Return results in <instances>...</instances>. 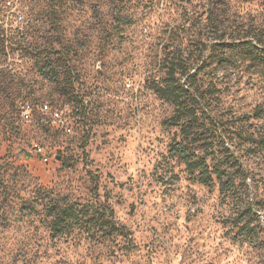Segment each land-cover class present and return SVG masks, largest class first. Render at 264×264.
Wrapping results in <instances>:
<instances>
[{"label":"rangeland","instance_id":"rangeland-1","mask_svg":"<svg viewBox=\"0 0 264 264\" xmlns=\"http://www.w3.org/2000/svg\"><path fill=\"white\" fill-rule=\"evenodd\" d=\"M15 6L17 32L0 42V264H264V117L255 112L264 66L233 45L264 44V0ZM46 59L57 79L42 70ZM171 61L182 81L195 74L196 111L218 124L199 152L210 164L229 159L227 191L199 183L170 152L181 126L155 88ZM47 102L64 126L45 122ZM26 104L29 121L19 115ZM51 202L102 209L125 231L52 237Z\"/></svg>","mask_w":264,"mask_h":264},{"label":"trees","instance_id":"trees-1","mask_svg":"<svg viewBox=\"0 0 264 264\" xmlns=\"http://www.w3.org/2000/svg\"><path fill=\"white\" fill-rule=\"evenodd\" d=\"M12 33L14 32H8L0 27V42L12 40L14 38ZM233 45L241 58L249 60L250 63L264 66V44L261 39L246 40L244 37L237 43L233 42ZM165 67L164 82L161 86H157L155 91L174 105V114L168 122L172 125L179 124L183 135L181 140L170 146V152L183 163L186 172L194 176L199 183L208 186L217 181L220 190L227 191L234 185V176L226 166L229 159L223 158L210 164L208 154L199 152L200 147L210 145L206 133H217L219 127L215 120L199 115L196 111L197 97L193 88L195 74L192 73L189 81L185 82L181 80L178 64L171 61ZM42 70L48 74H54L57 79L58 74L51 60H45ZM255 112L257 117H264V105L258 106ZM256 143L264 149V137L257 139ZM225 159L228 160L225 161ZM237 171L242 172V167L237 168ZM97 183L98 179L95 176L92 187L94 194L97 193ZM46 208L51 217L49 229L52 237L67 234L75 227H87L92 229L93 233L104 231L103 233L112 234L125 231L123 226H118L115 220L107 216L102 209L90 210L89 207H79L73 203L61 204L57 202L49 203ZM249 225L246 224V235H253V229Z\"/></svg>","mask_w":264,"mask_h":264},{"label":"built area","instance_id":"built-area-1","mask_svg":"<svg viewBox=\"0 0 264 264\" xmlns=\"http://www.w3.org/2000/svg\"><path fill=\"white\" fill-rule=\"evenodd\" d=\"M20 13L16 10L15 0H0V27L4 28L8 32H17L19 20H21ZM39 111L47 116L46 123H52L58 125V123L65 125L63 110L52 107L50 103H42ZM23 119L29 121L31 119V108L28 104L25 105L19 114ZM68 132L70 128H65ZM37 152H41V148L37 147ZM44 160H47V156H44Z\"/></svg>","mask_w":264,"mask_h":264},{"label":"water","instance_id":"water-1","mask_svg":"<svg viewBox=\"0 0 264 264\" xmlns=\"http://www.w3.org/2000/svg\"><path fill=\"white\" fill-rule=\"evenodd\" d=\"M20 151H21V153H23L26 157H30V155H31V152H30V151H26V150H24V149H21Z\"/></svg>","mask_w":264,"mask_h":264}]
</instances>
